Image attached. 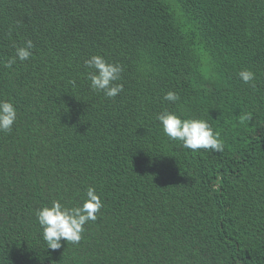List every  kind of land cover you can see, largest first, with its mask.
I'll use <instances>...</instances> for the list:
<instances>
[{
  "label": "trees",
  "instance_id": "16d2710c",
  "mask_svg": "<svg viewBox=\"0 0 264 264\" xmlns=\"http://www.w3.org/2000/svg\"><path fill=\"white\" fill-rule=\"evenodd\" d=\"M92 55L123 66L115 98L90 89ZM0 99L18 110L0 132V264H264V0H0ZM165 109L206 119L223 152L170 141ZM89 186L97 220L47 249L36 211Z\"/></svg>",
  "mask_w": 264,
  "mask_h": 264
},
{
  "label": "clouds",
  "instance_id": "9594fccd",
  "mask_svg": "<svg viewBox=\"0 0 264 264\" xmlns=\"http://www.w3.org/2000/svg\"><path fill=\"white\" fill-rule=\"evenodd\" d=\"M15 54L9 58L6 67L11 68L17 60L24 62L33 56L34 44L32 40L14 45ZM88 69L87 79L90 89L102 92L106 98L113 99L124 91L121 79L123 66L118 62H110L101 55H92L84 61ZM239 79L245 83L255 82V73L244 69L237 73ZM75 84V81H72ZM180 96L175 91L164 94L163 100L176 103ZM18 110L11 100L0 99V132H11L17 120ZM163 134L170 141H178L185 149L196 152L201 149L223 152L224 142L220 134L212 128L204 118H183L182 114L165 109L156 115ZM103 207V201L96 189L89 186L85 198L78 206H67L60 200H53L50 205L38 209L36 219L42 229V238L47 249L58 250L61 241L78 244L89 221H96L97 214Z\"/></svg>",
  "mask_w": 264,
  "mask_h": 264
}]
</instances>
